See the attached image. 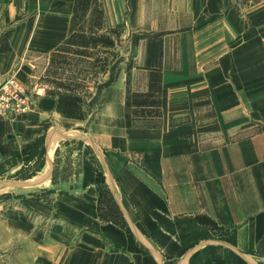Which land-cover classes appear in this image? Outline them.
<instances>
[{
    "label": "crops",
    "instance_id": "1",
    "mask_svg": "<svg viewBox=\"0 0 264 264\" xmlns=\"http://www.w3.org/2000/svg\"><path fill=\"white\" fill-rule=\"evenodd\" d=\"M32 1L68 18L49 55L67 37L74 0H0V73L18 63L22 78L32 77L19 51L31 26H12ZM100 5L107 30L132 36L124 49L115 42L125 59L102 75L110 81L100 86L101 107L90 119L64 118L37 84L30 112L0 117V206L17 196L61 225L24 241V264H264V26L244 29L231 0ZM156 33L160 117L153 127H127V90L148 91L157 59L147 61V35ZM80 123H88L87 142L72 135ZM56 133L70 134L68 143ZM105 196L120 225L102 214Z\"/></svg>",
    "mask_w": 264,
    "mask_h": 264
},
{
    "label": "rangeland",
    "instance_id": "2",
    "mask_svg": "<svg viewBox=\"0 0 264 264\" xmlns=\"http://www.w3.org/2000/svg\"><path fill=\"white\" fill-rule=\"evenodd\" d=\"M46 4L49 6L48 1H46ZM64 7H66V5H64ZM231 8L235 12L238 22L243 26L244 29L256 30L255 33L257 34V28L259 26H264V0H260L257 3H253L251 0H231ZM49 11H53L50 6L43 7L41 3L39 5V2H36V4L33 6L32 1L30 7L27 5L20 12L16 13L12 23V26H17L22 23H27L31 26V40L24 49H19V51H21L20 60H23L24 65H28L26 67H28L30 70L32 77L27 78L26 75H24V78H22L21 68L19 69V66L17 65L18 63L15 64L10 70L0 73L2 74L0 75V83L4 82L11 76H13L20 84L24 83L29 89L28 95L31 98L32 105L34 104V101L32 94L29 91L38 84V77L43 74L47 65L49 51L61 39L65 38L67 33L68 18L65 17L66 19H63L64 17H62L61 19L59 16L54 13H50ZM39 29L41 30L39 31ZM111 31L114 32L112 36L117 47L120 46L124 49L125 47L129 46L130 43L127 42V39H131L132 36L130 33H125L120 28H114ZM20 38V34L16 36V39ZM114 53L115 59L113 60V63L118 64L120 60L123 61L125 59V57L122 55L123 53L120 54L117 50ZM18 61L19 59L16 62ZM77 65L86 69L90 66V61L80 60ZM28 74L30 75L29 72ZM107 78V80L102 81V76H100V82L98 81L99 83L94 84L90 90L92 92V98L88 102L92 108V113L89 115L88 119L91 118V116L94 114V111L101 107L102 101L99 99L100 86L102 83L110 81V75ZM74 128L75 129H73V131H77L79 134L72 135H75V137L81 136L83 137V140L86 141L88 123H80L74 126ZM258 129L259 127H256V131ZM67 135L71 136L70 134L58 135L56 133L52 135L53 137H51H56V139L62 137L63 139H61V141L68 143L67 139L64 138ZM41 138H43V136H41ZM80 144L81 143H79L78 148L83 147ZM88 145V150L96 154V147L92 146L90 143H88ZM85 146L87 145L85 144ZM65 150H68V148ZM83 150L85 151V149ZM39 167V162L33 163L31 165V175L34 174V171L38 170ZM96 180L97 183L104 182V178L99 176L96 178ZM28 189V191L33 193L32 196L38 198L39 194L37 190L38 188L36 186L30 187ZM16 197L17 196L13 197V199H10V203L6 202L3 206H0V264H24V262L28 259V254L30 253L29 249L26 251V253L23 252L24 241H28L30 238L33 240L34 238L39 239L41 237H46V235L56 226H61L59 222H57L55 214H50L49 216L44 215V213L39 210L36 204L28 206L19 200L13 202V200H17ZM2 200L6 201L7 199L6 197L0 196V201ZM105 200V206L101 208L102 214L105 216V218H110L111 220L116 221V224L120 225V222L122 221V214L120 210L112 201L107 199L106 196ZM47 217L48 219H46ZM69 226V224L62 225L64 229L69 228ZM6 229H8V232ZM80 231L83 233L91 232L90 229L87 228H82Z\"/></svg>",
    "mask_w": 264,
    "mask_h": 264
},
{
    "label": "trees",
    "instance_id": "3",
    "mask_svg": "<svg viewBox=\"0 0 264 264\" xmlns=\"http://www.w3.org/2000/svg\"><path fill=\"white\" fill-rule=\"evenodd\" d=\"M257 3L260 0H251ZM105 16L100 0H74L66 39L49 55L44 73L38 79L45 96L55 101V110L62 117L83 121L92 113L89 100L94 84L104 75L115 59L113 31L104 27ZM163 33L147 35L148 63L151 55L157 59L150 64L148 91L144 94L127 90L125 124L127 127L143 125L153 127L160 117V45ZM137 39H134V43ZM90 61L84 69L77 63ZM129 80L127 78V84ZM144 122V123H143Z\"/></svg>",
    "mask_w": 264,
    "mask_h": 264
},
{
    "label": "built area",
    "instance_id": "4",
    "mask_svg": "<svg viewBox=\"0 0 264 264\" xmlns=\"http://www.w3.org/2000/svg\"><path fill=\"white\" fill-rule=\"evenodd\" d=\"M31 106L28 89L13 76L0 83V116H23L30 112Z\"/></svg>",
    "mask_w": 264,
    "mask_h": 264
}]
</instances>
